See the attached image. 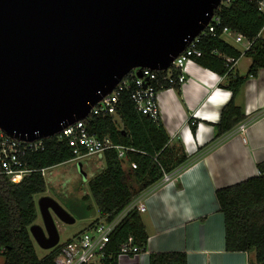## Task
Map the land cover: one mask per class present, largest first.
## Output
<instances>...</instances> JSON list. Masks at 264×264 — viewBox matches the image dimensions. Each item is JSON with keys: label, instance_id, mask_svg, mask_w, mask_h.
<instances>
[{"label": "water", "instance_id": "1", "mask_svg": "<svg viewBox=\"0 0 264 264\" xmlns=\"http://www.w3.org/2000/svg\"><path fill=\"white\" fill-rule=\"evenodd\" d=\"M221 1L0 0V129L35 141L88 118L133 70L167 71ZM38 208L43 224L30 234L53 250L57 221L76 219L49 196Z\"/></svg>", "mask_w": 264, "mask_h": 264}, {"label": "trees", "instance_id": "2", "mask_svg": "<svg viewBox=\"0 0 264 264\" xmlns=\"http://www.w3.org/2000/svg\"><path fill=\"white\" fill-rule=\"evenodd\" d=\"M260 1L233 0L230 5L215 11L222 26L241 34L251 43L248 50L241 52L232 46L219 29L215 34L202 35L198 43L202 56L194 61L225 79V85L220 87L232 94L214 126V141L246 119L235 99L247 80L264 68V38L260 36L264 29V12L259 9ZM242 56L252 60L246 76H240L233 68V63ZM228 59L234 62L229 63ZM178 73L175 70L174 76ZM161 87L160 90L180 89L179 84L171 86L167 82ZM82 121L98 138L108 137L114 144L132 149L126 152L125 159H120L114 149L106 151L104 170L89 179L90 191L101 217L113 219L137 196L157 184L164 173L181 170L190 162L181 144H170V137L160 120L154 122L136 110L129 92L122 93L116 116L90 114ZM196 127L197 124L192 125L193 133ZM44 143L45 150L33 156L29 167L49 169L75 158L67 143L56 136L44 138ZM126 161L129 163L127 171L124 169ZM257 168L259 175L216 191L224 216L226 250L247 253L248 264H264V163H259ZM46 191L45 177L40 171L16 184L0 176V255L3 264H54L59 247L40 258L30 234V227L39 216L35 195ZM130 235L134 237L135 245L144 251L148 235L138 211L131 212L118 226L111 236L109 248L118 251ZM114 259L113 263L117 264ZM149 264H187V256L184 252L152 253Z\"/></svg>", "mask_w": 264, "mask_h": 264}, {"label": "crops", "instance_id": "3", "mask_svg": "<svg viewBox=\"0 0 264 264\" xmlns=\"http://www.w3.org/2000/svg\"><path fill=\"white\" fill-rule=\"evenodd\" d=\"M260 36L264 38V29ZM234 68L240 76L247 75L248 70L240 74L238 61ZM186 76L179 90H162L158 102L170 144H181L190 162L178 171L174 181L158 182L139 195L147 208L140 213L148 235L146 249L139 257H124L117 264H149L152 253L171 252H184L187 264H248L247 253L226 250L224 216L216 191L259 175L257 165L264 163V68L247 80L235 99L246 115L245 133L239 134L237 125L218 141L213 140L214 126L232 96L220 87L226 80L195 61L186 64ZM190 119L197 121L195 133ZM102 159L89 156L81 160L91 167ZM76 162L64 164L72 167ZM59 172L53 171L49 177L51 187ZM63 183L60 180L54 187L60 190ZM101 218L100 214L92 217L84 230ZM3 262L1 257L0 264Z\"/></svg>", "mask_w": 264, "mask_h": 264}, {"label": "built area", "instance_id": "4", "mask_svg": "<svg viewBox=\"0 0 264 264\" xmlns=\"http://www.w3.org/2000/svg\"><path fill=\"white\" fill-rule=\"evenodd\" d=\"M233 0H222L221 6H228ZM218 8V9H219ZM259 9L264 12V0L259 2ZM220 30L223 37L236 36L237 43L247 42L241 34L232 32L228 27L222 26L221 20L215 14L206 29L192 42H190L185 51L174 60L167 71H153L151 69H142V77L137 76L138 69L133 70L125 76L116 86L111 94L105 96L91 110L90 114L100 115H117L120 97L122 93L129 92L135 108L143 115L149 116L154 122L161 121V112L158 102V94L163 88L162 83L167 82L169 85L180 86L186 81V64L194 61V58L202 56L201 50L198 49V43L202 35L207 33L215 34ZM251 43L247 42V49ZM245 50V51H246ZM233 63V59L227 60ZM237 62L233 63L234 67ZM233 67V68H234ZM175 70L179 73L175 74ZM163 75H161V74ZM173 89V88H170ZM189 124L195 125L197 121L190 119ZM247 123L241 122L237 126V132L241 135L245 133ZM60 141H65L73 150L75 158L73 161L81 160L89 156L102 157L108 150L114 149L120 159L126 158V152L132 149L116 145L108 137L100 139L89 132L82 120L66 126L59 134L55 135ZM46 148L44 139L35 141H23L10 137L0 129V176H4L12 183H20L33 172H41L45 177L48 169H33L29 167L33 156L44 151ZM135 167V166H134ZM179 171V170H178ZM164 173L160 184H166L174 181L178 173ZM150 189V188H149ZM148 189V190H149ZM147 208L143 199L137 196L126 208H124L113 219L108 216L102 217L101 220L92 223L82 233L73 238L58 244V255L54 259V264H114L124 257H139L143 249L135 245V239L130 235L120 246L118 251L109 248L111 236L120 224L133 211L139 213L146 212ZM56 247V248H57ZM2 252V251H1Z\"/></svg>", "mask_w": 264, "mask_h": 264}, {"label": "rangeland", "instance_id": "5", "mask_svg": "<svg viewBox=\"0 0 264 264\" xmlns=\"http://www.w3.org/2000/svg\"><path fill=\"white\" fill-rule=\"evenodd\" d=\"M235 37V35L225 36L224 39L241 52H244L247 49V42L244 41L242 43H237L235 41ZM250 62L251 60L246 58L238 60V69L240 70L241 75L246 74ZM80 162L83 163V170L86 173V178H84L79 173L77 165H72V167H68V164L60 165L57 168L46 171L45 181L47 185V191L43 194L35 195L37 206L38 201L41 197L49 196L55 199L65 210H67L73 217H75V223L70 225L63 224L60 221H57L58 228L59 226H61V228H59L60 243H63L67 241V239L74 237V235L78 234L79 232L82 233L85 226L89 223L92 217L94 218L95 216L99 215L98 207L90 191L89 179L92 178L95 174H98L102 171L103 167L106 166L105 160L102 159L100 163H94L91 167L86 163V160H80ZM77 163L78 162L73 164ZM128 166L129 163L126 161L124 163V169L126 171L128 170ZM58 170L62 172H59L57 179L54 180L53 187H51L49 177L52 175L53 171H55L56 174ZM60 180L65 183H63L62 185V189L59 190L58 187H54V185L58 184ZM38 213L39 216L36 220V223L42 224L43 222L39 208ZM34 244L40 258L44 257L51 251L40 248L36 241L34 242ZM1 257L2 256L0 255V259Z\"/></svg>", "mask_w": 264, "mask_h": 264}]
</instances>
